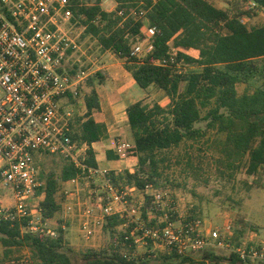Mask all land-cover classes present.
<instances>
[{"label":"trees","instance_id":"1","mask_svg":"<svg viewBox=\"0 0 264 264\" xmlns=\"http://www.w3.org/2000/svg\"><path fill=\"white\" fill-rule=\"evenodd\" d=\"M115 1L116 10L106 12L101 6L103 0L82 7L78 0H71L75 17L85 18L81 25L98 40L102 50L112 51L124 60V67L141 88L154 85L165 92L170 102L163 107L157 102L140 101L127 109L138 169L133 173L109 172L114 187H136L139 191L148 185L161 187L160 164L164 159L160 156L186 141L205 136V131L195 127L202 121L207 123V131H215L223 138L215 141L222 165L235 168L248 158L249 175L264 173V26L249 28L242 21L252 11L244 10V3L252 1L258 9H264V0H237L231 9L217 8L207 0ZM137 7L147 10L145 18L120 25L123 18L118 12ZM144 27H156L157 32L151 40V52L139 59L131 53L137 44L144 42ZM171 48L177 50L176 54H172ZM191 51L197 52V56L189 54ZM164 60H168L167 66L158 64ZM181 62L201 70L188 73L179 66ZM104 80L101 72L88 78L87 112L78 128L71 125L72 140L88 146L85 163L93 169L98 166L92 145L104 134V127L93 117L101 109L96 85ZM238 85L245 86L241 95ZM79 173L67 161L58 177L50 174L46 178L38 190V194L45 193L40 204L43 221L53 219L61 211V185ZM151 208V199L146 196L143 219L149 226L155 224L157 217L148 214ZM153 214L160 216L162 212L154 209ZM30 220L0 219L3 259L11 258L15 249L23 248L30 254L29 264H252L254 261L242 258L237 248L218 252L207 247L185 255L172 250L140 256L132 236L134 224L126 225V219L118 215L108 217L104 225L111 237L108 248L76 251L67 244L66 231L61 226L52 237L42 231H30ZM23 228L27 231L23 232Z\"/></svg>","mask_w":264,"mask_h":264},{"label":"built area","instance_id":"2","mask_svg":"<svg viewBox=\"0 0 264 264\" xmlns=\"http://www.w3.org/2000/svg\"><path fill=\"white\" fill-rule=\"evenodd\" d=\"M73 7L71 0H0V202L2 198L13 202L11 206L0 205V219L20 222L31 218L30 231L56 235L54 230L34 225L32 217L34 212L41 215V207L32 204L45 197L44 192L38 194L42 186L38 158L62 156L80 170L72 183L89 175L103 180L107 189V196L99 198L100 214L94 215L91 208L83 213L84 238L93 235L92 225L101 230L108 217L118 215L126 219V225L134 224L132 236L137 248L154 244L164 252L174 250L185 255L207 247L226 246L217 231L209 234L215 241L210 244V238L201 236L195 225L175 226L171 217L176 207L167 205L166 192L151 185L144 191L136 187L118 189L111 181L110 171L86 165L88 146L73 142L71 125L74 102L83 99L92 73L76 58L81 48L72 37L73 27L85 18H76ZM248 8L256 9L257 4L249 1ZM146 13L137 7L118 15L143 20ZM142 31L146 38L131 53L139 59L151 52L157 29L144 27ZM158 64L167 66L168 60ZM134 151L127 142L116 147L118 156L124 159ZM138 191L141 199L134 200L132 194ZM146 196L152 204L148 214H153L154 209L162 212L153 226L143 219ZM72 208L67 206L68 211ZM236 251L242 258L263 257L256 250Z\"/></svg>","mask_w":264,"mask_h":264},{"label":"rangeland","instance_id":"3","mask_svg":"<svg viewBox=\"0 0 264 264\" xmlns=\"http://www.w3.org/2000/svg\"><path fill=\"white\" fill-rule=\"evenodd\" d=\"M110 1V5L102 7L106 12H114L117 8V2L115 0ZM209 1L220 9H231L237 3V0ZM95 2L96 0H78V4L83 6H88ZM114 6L116 7L115 10L111 11ZM124 10L126 11V9ZM244 10H249L248 2L244 3ZM251 10V16L242 18V21L249 28L264 26V9ZM131 19L138 21L133 17H129L123 19L120 25ZM145 25L147 24L145 23ZM85 30L81 23L75 24L72 37L75 38L81 48L76 58L83 62L86 69L91 71L92 75L90 77H92L100 72V68L105 64L102 56L104 51L98 40L93 35L87 34ZM171 52L176 54L177 50L171 48ZM189 54L197 56L195 51H191ZM179 66L185 67L184 70L188 73H195L201 70L197 66L186 62L179 63ZM102 75L104 76L103 73ZM244 89V85H238L240 95L244 92ZM89 92L90 89L87 88L83 92V99L74 102L73 124L76 128L79 127L82 122L81 119L87 112L85 97ZM153 102L151 101V103ZM205 112L206 110L203 111V115H205ZM195 127L202 129L207 134L197 140L186 141L179 147L164 151L160 156L164 161L160 164L162 178L159 180L161 187L158 189L167 193V205L176 207V212L171 213L175 226L178 227L182 224L195 225L201 236L210 238V244H214L215 241L208 237L210 236L209 234L217 231L220 234L219 236L224 239L226 246L214 247L216 251L230 252L233 248L256 250L259 253H263V257L254 259L252 264H264V173L249 175L247 172L248 158H245L235 168H228L222 165L220 163L222 156L215 144L216 140L223 139L222 136H218L215 131H207V123L205 121L195 124ZM67 161L62 156H43L38 158L42 185L50 174L58 177ZM59 192L61 193V201H64V197L68 196V194H78L75 196L76 201H70L71 204H75L78 199L81 203L79 207L72 205L74 208L72 212L77 216L80 211L83 214L86 206L93 209L95 215H99V198L107 196V189L103 180L89 177V175H86L76 184L65 186L63 183ZM133 199L140 200L141 196H135ZM2 200L0 205L11 206L13 204L7 198H2ZM42 201L43 199H38L32 205L34 207L35 205L40 206ZM68 201L67 199L66 202ZM79 209L80 211H78ZM152 216H157L154 220L159 222L157 218L161 215L152 214ZM32 220L35 223L34 225L42 228L46 227L51 230H56L57 228L55 221H48V225H46L40 212H34ZM82 223L83 219L79 217H76L73 221L72 219L67 221L69 226L65 238L70 247L76 251L109 247L111 243L109 232L105 231L104 228L99 230V228L92 225L94 233L90 239H86L82 235ZM127 227L125 226L124 228ZM118 229L122 230V227ZM22 230L23 232L27 231L25 228ZM237 243H240L241 246L238 247ZM149 252L164 251L154 244L149 248L144 246L136 248V253L140 256ZM29 256L27 249L19 248L15 249V253L11 258L3 259V247L0 243V264H29Z\"/></svg>","mask_w":264,"mask_h":264},{"label":"crops","instance_id":"4","mask_svg":"<svg viewBox=\"0 0 264 264\" xmlns=\"http://www.w3.org/2000/svg\"><path fill=\"white\" fill-rule=\"evenodd\" d=\"M110 3V0H104L101 6L104 7L105 5H110ZM115 8L114 6L111 11L115 10ZM102 56L105 64L100 68V72L104 74L105 80L101 85L96 86L100 95L101 109L95 112L93 117L97 123L104 127V134L100 141L92 145V148L95 153L98 169L114 171L116 173H122L124 171L133 173L138 169V155L136 150L134 154L125 159L119 157L116 152L117 145L123 142L131 144L135 149L133 135L128 122L127 109L140 101H154L166 107L170 100L165 92L154 85L147 89L141 88L133 79L131 73L124 67V60L120 59L114 52L104 51ZM108 153H110V155H108ZM71 184L74 183L71 181L64 183L65 186ZM76 195L78 194L71 193L68 194V196L64 194L66 201L67 199L69 201L66 202L64 197V201H61V211L57 213L53 219L46 220L44 223L48 225V221H55L57 223V228L61 226L67 234L69 226L67 221L69 219L73 221L76 217H79L84 220V216L81 214L80 209L78 210L80 211L78 216L72 212L74 208H72L73 210L71 211L67 210L68 205H75L74 207H79L81 205L78 199L77 203H70V201H76ZM135 196H141L140 192L138 191L132 194V197ZM86 208L90 207L86 206Z\"/></svg>","mask_w":264,"mask_h":264}]
</instances>
